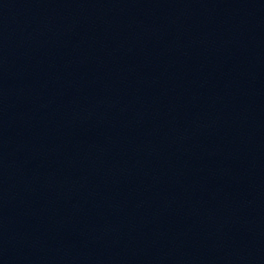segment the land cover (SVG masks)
Here are the masks:
<instances>
[{
    "label": "water",
    "instance_id": "1",
    "mask_svg": "<svg viewBox=\"0 0 264 264\" xmlns=\"http://www.w3.org/2000/svg\"><path fill=\"white\" fill-rule=\"evenodd\" d=\"M0 264H264V0H0Z\"/></svg>",
    "mask_w": 264,
    "mask_h": 264
}]
</instances>
